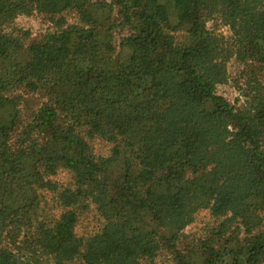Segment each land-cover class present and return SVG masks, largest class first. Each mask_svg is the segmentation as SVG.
Segmentation results:
<instances>
[{
    "label": "trees",
    "instance_id": "trees-1",
    "mask_svg": "<svg viewBox=\"0 0 264 264\" xmlns=\"http://www.w3.org/2000/svg\"><path fill=\"white\" fill-rule=\"evenodd\" d=\"M158 261L264 264V0H0V264Z\"/></svg>",
    "mask_w": 264,
    "mask_h": 264
},
{
    "label": "rangeland",
    "instance_id": "rangeland-1",
    "mask_svg": "<svg viewBox=\"0 0 264 264\" xmlns=\"http://www.w3.org/2000/svg\"><path fill=\"white\" fill-rule=\"evenodd\" d=\"M16 26L18 28H21L23 30L28 31L32 37L37 36L39 33H42L47 30L49 27L47 24L44 23V21L41 19L39 16H32V17H23L19 18L16 21ZM218 31L221 32L225 37L230 36V32L227 28H222V27H217ZM240 70V65L236 62H231L230 63V73L232 75H235L238 71ZM218 93L225 98H227L231 103H234L236 99H238L239 94L236 88L234 87L233 83H230L228 85H223L218 88ZM98 153L105 154L106 151L103 150L102 148H97ZM62 178V177H61ZM95 220L93 217L90 215L88 216L87 219L84 220V223L82 224L85 229L92 230L95 225ZM84 228H82V232L85 231ZM197 227H189L186 231L187 232H194L196 231ZM157 264H164V262L158 261Z\"/></svg>",
    "mask_w": 264,
    "mask_h": 264
}]
</instances>
